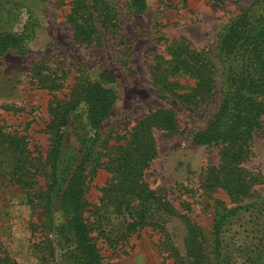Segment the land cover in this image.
Here are the masks:
<instances>
[{
  "label": "trees",
  "instance_id": "trees-1",
  "mask_svg": "<svg viewBox=\"0 0 264 264\" xmlns=\"http://www.w3.org/2000/svg\"><path fill=\"white\" fill-rule=\"evenodd\" d=\"M70 1L67 21L73 39L94 42L96 17L85 0ZM129 4L135 13L146 6L145 0H129ZM93 7L99 8L97 3ZM20 8L13 0H0V52L24 54L34 37L38 22L31 11L24 15ZM167 54L168 60L155 65L151 73L159 97L195 107L218 94L216 111L192 140L220 147L219 163L207 169L204 187L207 191L223 190L233 204L219 211L209 240L182 215L184 253L173 247L163 223L175 217L176 211L150 188L143 173L156 156L153 130L177 133L176 118L168 109H157L138 119L127 137L101 142L102 124L116 101L110 86L115 78L102 72L96 80L76 82L67 100L49 103V119L43 129L49 147L44 156L35 154L29 135L6 131L0 125V177L24 192L31 208L39 209L49 254L54 256L57 248L61 264H101L85 217L90 206L85 199L88 171L93 161V170L102 168L110 177L100 189L99 204L90 210L97 215L103 211L128 216L123 238L143 227L161 231L173 264H264V201L240 202L251 197L256 181L240 166L246 155L243 148L262 128L264 117V0H253L224 23L213 49L174 43L167 47ZM175 75L187 76L192 84H181L172 78ZM80 104L83 113L77 111ZM248 209L257 229L252 230L251 238L236 237L242 232L240 227L236 229L238 222ZM158 214L162 225L154 219ZM38 222L39 218L32 226ZM40 245V241L33 242L34 247ZM1 260L10 264L7 254Z\"/></svg>",
  "mask_w": 264,
  "mask_h": 264
},
{
  "label": "rangeland",
  "instance_id": "rangeland-1",
  "mask_svg": "<svg viewBox=\"0 0 264 264\" xmlns=\"http://www.w3.org/2000/svg\"><path fill=\"white\" fill-rule=\"evenodd\" d=\"M13 1L24 15L31 11L38 25L24 54L0 52V125L6 131L29 135L35 154L44 156L49 147L43 130L49 119V103L67 100L78 81H93L102 72L111 73L115 81L110 86L116 101L102 124L101 142L114 143L117 136L127 137L135 122L151 111H172L178 132L169 135L153 130L156 156L143 178L176 211L175 217L163 223V231L179 253H184L186 234L182 215L209 240L217 214L233 202L223 190L207 191L204 187L207 169L219 163L220 147L194 144L192 139L216 111L218 94L195 107L181 105L171 97H159L151 73L155 65L168 60L167 47L174 43L198 50L213 49L223 24L253 0H145V9L140 13L133 12L129 0H85L98 26L92 43L73 39L67 21L70 0ZM95 3L98 10L93 7ZM172 78L183 85L192 84L187 76ZM49 85L51 88H46ZM83 110L80 104L77 111ZM243 149L246 155L240 166L256 181L251 197L240 202L264 201V117L262 128ZM94 166L95 161L88 171L85 199L90 206L85 217L99 248L101 264H173L161 231L143 227L123 238L128 216L92 213L90 209L99 204L100 189L110 177L102 168L93 170ZM38 210L31 208L24 192L0 177V264H5L1 260L5 254L10 264H61L57 248L54 256L49 254ZM251 213V209L243 212L236 227L242 232L236 237L251 238L252 230L257 229L250 220ZM159 217L154 219L162 225ZM38 218L40 222L32 226ZM34 241L42 245L34 247Z\"/></svg>",
  "mask_w": 264,
  "mask_h": 264
}]
</instances>
